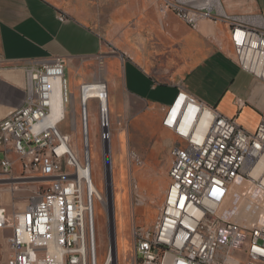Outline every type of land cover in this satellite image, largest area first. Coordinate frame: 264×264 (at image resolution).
Masks as SVG:
<instances>
[{"label": "built area", "instance_id": "1", "mask_svg": "<svg viewBox=\"0 0 264 264\" xmlns=\"http://www.w3.org/2000/svg\"><path fill=\"white\" fill-rule=\"evenodd\" d=\"M167 9L199 31L203 20L221 19L208 5L177 0ZM60 19H67L66 14ZM230 23L234 60L264 84V23L241 17ZM66 69L67 58L61 55L25 66L23 102L0 118V174H12V155L17 154L23 169L45 182L30 195L25 209L10 213L0 205V230H10L0 264L111 263L110 254L104 261L99 256L96 195L85 158L90 152L91 100L98 102L101 141L107 143L114 135L109 85L101 77L79 85L81 159V146L61 128L69 103L76 111ZM57 85L63 112L52 121ZM186 104L194 111L184 120L180 110ZM163 123L177 138L170 151L169 183L154 224L133 229L134 264H264V106L255 130H249L182 88ZM130 157L144 164L135 149ZM242 200L245 221L237 219L242 213L234 214Z\"/></svg>", "mask_w": 264, "mask_h": 264}, {"label": "crops", "instance_id": "2", "mask_svg": "<svg viewBox=\"0 0 264 264\" xmlns=\"http://www.w3.org/2000/svg\"><path fill=\"white\" fill-rule=\"evenodd\" d=\"M83 4L84 0H0V118L22 104L27 82L25 66L32 61L65 56L76 103L79 85L97 79H83L77 84L70 73L80 60L105 52L101 34L77 12ZM212 7L221 19L203 20L201 31L190 27L175 12L164 10L162 18L158 10L159 23L153 21L147 31L141 30L135 51L109 55L105 80L110 105L127 104L125 96L153 105L151 116L161 119L165 131L169 129L163 123L166 111L183 88L255 130L264 106V84L234 60L230 19L241 17L264 23V0H240L236 5L223 2V12ZM62 14L67 19L61 20ZM114 78L120 79L121 86ZM18 93L23 98L16 104Z\"/></svg>", "mask_w": 264, "mask_h": 264}, {"label": "rangeland", "instance_id": "3", "mask_svg": "<svg viewBox=\"0 0 264 264\" xmlns=\"http://www.w3.org/2000/svg\"><path fill=\"white\" fill-rule=\"evenodd\" d=\"M176 1L84 0V4L79 5L77 12L101 34L105 52L92 59L80 60L77 66H73L70 70L72 79L76 80L77 84L80 80L93 77L107 79V61L110 60L107 57L120 54L123 50L135 51L141 30L145 28L147 31V26L153 21L159 23L158 10L162 18L164 10L174 12L172 9H167V4ZM223 2L236 5L240 0H222ZM142 23L144 26H141ZM121 64L122 62L117 66L118 69ZM67 76L69 78L70 75L67 73ZM113 80L121 86L119 78ZM73 87L72 85L71 90ZM22 98L21 94H15L16 104H19ZM123 100L128 103L110 105L114 135L107 143L101 141L99 136L98 102L91 100L89 103L93 177L106 201L105 204L98 197L95 201L98 251L101 261L112 253L114 259L112 258L113 261L110 264L135 263L133 229L136 225L152 226L157 218L169 183L171 147L177 140L172 130L162 129L161 119L151 116L155 112L153 105L143 104L131 96H125ZM75 105L76 111L73 114L71 103L68 104L66 119L61 123V128L64 132L71 133L74 142L79 143L83 159L81 104L77 102ZM9 110L7 109L4 114ZM74 119L77 121L76 127ZM106 145L110 148L108 153L112 174L109 189ZM131 149H135L143 157V165H138L131 159ZM12 156L14 159L12 174H0L2 178L0 179V205L7 206L10 213L25 209L30 195L45 185L43 178L37 173L26 172L23 169L17 154ZM109 197L114 211L113 219L109 216ZM9 233V229L0 230V259L4 257L5 250L8 248L6 238ZM113 234L116 239L114 250L111 248Z\"/></svg>", "mask_w": 264, "mask_h": 264}, {"label": "bare ground", "instance_id": "4", "mask_svg": "<svg viewBox=\"0 0 264 264\" xmlns=\"http://www.w3.org/2000/svg\"><path fill=\"white\" fill-rule=\"evenodd\" d=\"M185 2H191V3H195V4H199V5H208V6H216L219 11L223 12V7H222V1L221 0H182ZM205 2V3H204ZM58 87L56 88V92L54 95V105H53V113H52V117L51 120L52 121H56L57 118L59 116H61L62 112H63V105H62V95H61V91H60V87L59 85H57ZM179 108V102L174 106V109H178ZM193 111H194V106L192 104L188 105H183L180 113H181V117L184 120H187L188 118H190L193 115ZM110 151V148H108ZM85 158L90 160V171H92V178H93V183H92V188L93 191L95 192L96 197H98L99 199H102L104 201V198L100 192V189L98 187V185H96L95 181H94V177H93V162H92V156H91V150L89 152L88 155L85 156ZM82 159V157H81ZM247 199V198H246ZM245 199V200H246ZM106 204V201H104ZM240 206H235L234 207V214L236 212L238 213H242L241 216L242 218H239L238 216H235L234 214H232L233 217H238L237 219H241V220H246L247 218V214H246V210L244 209V201L242 200L241 203H239ZM230 208L233 209V204H229ZM95 211V210H94ZM244 213V214H243ZM50 249L52 251H57L56 247L53 243H50ZM113 255L112 253H110V260H112ZM114 259V258H113Z\"/></svg>", "mask_w": 264, "mask_h": 264}, {"label": "water", "instance_id": "5", "mask_svg": "<svg viewBox=\"0 0 264 264\" xmlns=\"http://www.w3.org/2000/svg\"><path fill=\"white\" fill-rule=\"evenodd\" d=\"M109 147L106 145V167H107V182H108V189L110 188V184L111 181H112V174H111V166H110V161H109ZM109 205H110V211H109V216L111 219L114 218V211H113V206H112V202L110 200V197H109ZM115 246H116V239H115V234H113L111 236V248L112 250L115 249ZM115 264V263H113Z\"/></svg>", "mask_w": 264, "mask_h": 264}]
</instances>
